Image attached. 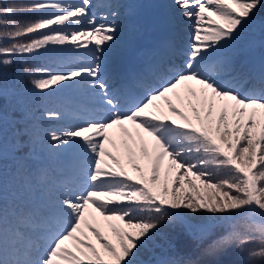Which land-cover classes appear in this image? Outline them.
<instances>
[{"label":"snow or ice","instance_id":"1","mask_svg":"<svg viewBox=\"0 0 264 264\" xmlns=\"http://www.w3.org/2000/svg\"><path fill=\"white\" fill-rule=\"evenodd\" d=\"M173 3L189 39L127 107L102 68L119 31L106 22L114 5L99 18L95 0L0 5V75L17 57L60 51L69 58L58 68H24L32 87L89 97L42 112L66 127L41 131L21 114L11 193L0 172V264H264V65L245 70L225 51L264 0ZM81 50L87 59L72 58ZM2 140L0 127V159ZM163 224L175 235L154 239Z\"/></svg>","mask_w":264,"mask_h":264},{"label":"trees","instance_id":"2","mask_svg":"<svg viewBox=\"0 0 264 264\" xmlns=\"http://www.w3.org/2000/svg\"><path fill=\"white\" fill-rule=\"evenodd\" d=\"M106 5V11H108V5L112 4L115 7L113 11L118 12L117 17L109 16V22L113 19L118 25L119 31L117 38H120L125 34L123 31L126 25V20L122 16V0H100ZM13 0H0V5L4 3H10ZM16 2H29V0H16ZM29 17L34 18L35 14L32 13H21L17 19L27 20ZM264 23V3L257 9L256 15L253 20L246 23L244 26L248 27L249 24H256L259 27L260 33H262L261 24ZM241 31V29H240ZM240 35V36H239ZM238 39L241 37L239 33ZM243 36V35H242ZM237 39V40H238ZM57 51H38L35 54L24 55L15 58V63L8 66L3 70V74L0 75V111L4 113V119L0 127L3 130V157L0 159V172L3 173L6 188L11 193L14 189L12 176L18 168L17 157L18 154L14 151V135L16 129L23 123L19 118L21 114L26 115L30 118L29 122L35 124L38 129L42 131L45 127L58 128L59 124L63 121H48L45 122L41 119V114L44 110L52 109L58 111H65L67 102L62 97H56L53 94L40 92L35 90L31 85L33 76L25 73L24 68H38L48 67L49 69L54 68L56 61ZM236 64L239 63L238 55L234 56ZM239 65V64H238ZM237 65V66H238ZM35 159V157H33ZM7 199V197H6ZM223 229H221L222 231ZM164 235H175V230L169 224H163L159 232L156 234L154 239H159ZM186 242L181 240L177 245L178 250L185 248ZM151 254V246H145L137 254L136 259L143 261L149 258ZM243 259V257H240Z\"/></svg>","mask_w":264,"mask_h":264},{"label":"rangeland","instance_id":"3","mask_svg":"<svg viewBox=\"0 0 264 264\" xmlns=\"http://www.w3.org/2000/svg\"><path fill=\"white\" fill-rule=\"evenodd\" d=\"M155 1L156 0H124V2H125V4H124L125 16H127V17H132L133 16L134 19H136V18H140V16L144 12L151 13L152 10H153ZM170 2L173 5V8L175 9L177 20L181 21V23L184 25V33L185 34L184 33L183 34L185 35L184 41H185V45H186V42L189 39V36L191 34V24H192V22L190 20L184 19L180 15L176 5L173 3V0H170ZM96 9L93 8L92 11L99 18L101 16V13H99ZM131 22H132V24L130 25V27L132 29H134V26L136 25L135 28H137L136 21L135 22L131 21ZM257 29H258V26L256 24L255 25L254 24H249L248 27L243 26V28H241V32L244 33L245 38L240 41L241 44H242V47H241L242 54H243L242 58L250 60V61H253L256 64H258L257 61H258V57L260 56V54L258 53L260 51L258 46H260L263 43V40H264V37H261V36H264V35H259L257 33ZM154 31H155L154 29L149 28V27H143V28H140V29L136 30L133 38H126L125 39L123 49H131L130 50L131 54H134L136 52V50L132 49L133 46L134 45H140L142 43H145V44L150 43L153 40V38H154L153 37ZM186 31H188V32H186ZM181 38H183V37H181ZM130 39L132 40V43L129 42ZM142 47L143 46H141L140 48H142ZM229 47H230V45H229ZM151 53H152V55H154V59L153 60H156L160 56H162L160 54L159 47H155V46L152 47L151 48ZM67 57L69 58V56H65L66 59H68ZM72 58L80 60V59H87L88 57L85 54H82L81 56H76L75 55ZM66 59H64L62 57L60 58L61 61L66 60ZM60 60L57 63L56 68L61 66V61ZM123 62L125 64L127 63L126 57H123L121 59L120 63H123ZM105 73H106V71H105ZM106 77H107V73L105 75V78ZM110 85H111V83L109 84V86ZM85 90L86 89L84 87H82V91H81L82 94L85 93ZM111 91H113V90H111ZM179 91L181 92L182 90H179ZM86 94H87V92H86ZM169 95L173 99V102L177 103L178 106H180L178 101L176 100V97L173 94H169ZM181 95H186V92L182 91ZM124 101H125V103H127L126 100H124ZM161 103H163V101H161ZM60 126L61 127H66L67 125H66V123H63ZM110 134H111V130H110ZM120 137H121L120 135H115L113 137L117 141L118 145H119V142H120ZM106 147H108L110 150L116 151L115 149H112L110 144L106 143ZM149 150H151L150 145H149ZM120 151L122 152L123 149L121 148ZM137 159L140 160V164H141V162H143V165L146 166L147 162L144 159L139 158V157H137ZM136 162H137V160H136ZM126 167H128V170L131 172V168H130V166L127 165V163H126ZM145 170H146V168H145ZM98 226L101 228L102 231L107 232L106 225L101 223Z\"/></svg>","mask_w":264,"mask_h":264},{"label":"water","instance_id":"4","mask_svg":"<svg viewBox=\"0 0 264 264\" xmlns=\"http://www.w3.org/2000/svg\"><path fill=\"white\" fill-rule=\"evenodd\" d=\"M155 10L156 11H155V17L154 18H156L158 20V16H159V13H160V6L157 5ZM157 20H155L154 22H156Z\"/></svg>","mask_w":264,"mask_h":264}]
</instances>
